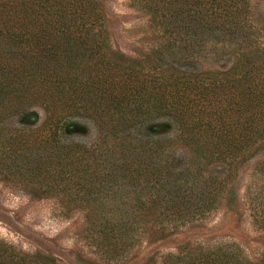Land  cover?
<instances>
[{
    "label": "trees",
    "instance_id": "1",
    "mask_svg": "<svg viewBox=\"0 0 264 264\" xmlns=\"http://www.w3.org/2000/svg\"><path fill=\"white\" fill-rule=\"evenodd\" d=\"M132 1L157 40L143 57L112 48L102 0H0V183L81 210V237L106 264L204 221L264 140V38L249 1ZM247 202L264 238V193ZM0 264L59 263L0 239ZM144 264H264V249L190 240Z\"/></svg>",
    "mask_w": 264,
    "mask_h": 264
},
{
    "label": "rangeland",
    "instance_id": "2",
    "mask_svg": "<svg viewBox=\"0 0 264 264\" xmlns=\"http://www.w3.org/2000/svg\"><path fill=\"white\" fill-rule=\"evenodd\" d=\"M108 12V30L115 51L131 57H143L156 45L149 31V19L132 0H102ZM252 16L262 29L264 38V0H248ZM227 61L212 60L200 64L202 68L225 67ZM40 118L45 113L36 106ZM159 124V123H157ZM161 133V131H160ZM169 139L173 156L186 160L190 149L178 132L163 130ZM166 138V139H165ZM220 171L219 165L211 166ZM264 193V140L259 141L249 158L229 180L222 203L204 221L179 229L163 241L144 242L135 249L126 264H144L148 255L190 240L236 241L251 258L260 256L264 249L261 230L254 225L248 195ZM68 215L70 217L68 218ZM82 211L69 210L59 198H35L17 184L0 183V239L24 252L51 253L59 264H106L94 253V248L81 237Z\"/></svg>",
    "mask_w": 264,
    "mask_h": 264
}]
</instances>
